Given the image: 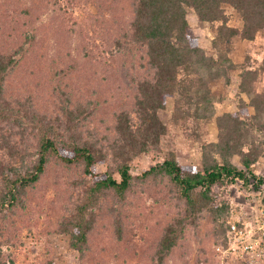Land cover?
<instances>
[{
    "label": "trees",
    "instance_id": "1",
    "mask_svg": "<svg viewBox=\"0 0 264 264\" xmlns=\"http://www.w3.org/2000/svg\"><path fill=\"white\" fill-rule=\"evenodd\" d=\"M123 4L133 10L125 26L116 16ZM229 9L240 28L228 25ZM188 14L214 30L212 54L198 45ZM44 15L50 16L47 23ZM74 27H80V33L71 43ZM96 39L101 46L95 45ZM50 40L67 57L65 64L47 73L56 81L59 111L54 118L4 95L16 80L27 84L36 74L44 79L45 65L24 60L29 55L24 43L38 41L39 47L49 49ZM259 40L264 41V0H0V133L8 131L0 139L10 149L0 155V246L3 241L16 246L18 232L9 237L12 231L3 220L25 208L28 191L40 184L53 162L65 170L64 177H72L76 192L75 200L61 209L68 215L54 227L55 233L68 237L70 264H101L94 259L91 238L98 239L103 206L114 207L115 214L106 212L107 245L116 248L129 242L133 249L139 247L126 237H135L137 231L130 227L127 212L155 211L158 231L148 237L149 264H176L195 238L203 254V237L226 247L231 205L221 191L236 187L245 194L249 179L256 187L263 183L255 166L264 155V141L258 137L262 132L264 138V96L260 99L254 88L260 76L256 69L241 67L237 72L238 95L252 101V115L242 99L235 111L218 112L215 104L222 98L213 87L232 83L230 76L238 67L228 54L237 52L238 42ZM73 50L85 60V71L75 79L77 90L62 82L66 71H74L68 63ZM59 59L62 63L65 58ZM168 99L174 123L180 120L181 126H188L199 145V169L177 160L158 114ZM209 124H214L216 136L205 143L201 129ZM25 143L24 150L15 148ZM146 157L150 164L141 166ZM102 165L105 171L99 172ZM121 254L117 250L116 255ZM104 260L106 264V256ZM0 264H6L1 248Z\"/></svg>",
    "mask_w": 264,
    "mask_h": 264
},
{
    "label": "rangeland",
    "instance_id": "2",
    "mask_svg": "<svg viewBox=\"0 0 264 264\" xmlns=\"http://www.w3.org/2000/svg\"><path fill=\"white\" fill-rule=\"evenodd\" d=\"M125 2H128V0H125ZM89 9L91 14H95V10L92 5H89ZM226 13L228 15V25L233 28H240V20L236 14H234L230 9L228 11L226 10ZM48 14L50 15V12ZM49 15H44L42 17L43 22L47 23L49 21ZM75 15L76 14H73L72 18ZM116 16L120 25L125 26L131 21L133 10L123 4ZM187 18L193 28V33L197 37L198 45L209 54H212L215 51L211 48V39L215 34L214 30L210 29L205 24L199 23L191 14H188ZM71 20L72 19L69 16V23ZM79 28L80 27H74V30L71 31H76ZM79 33L80 31L72 32V36H70L68 40L72 43L78 38L77 35H79ZM88 33L90 36L92 35V31L89 30ZM63 38L67 39V36ZM22 41H24V39H22ZM95 41L96 46H101L102 41H99L98 39ZM38 43V41H34L32 44L24 43L25 48H28L29 50V55L26 54L24 60L28 62V64L34 60L41 66L45 65L46 70L43 72L44 79L41 80V76L38 78L40 74H36V76H31L33 77V80L30 78V81L27 84L25 83L21 85V82L16 80V84L11 88L9 87L6 89L4 95L9 101L23 102L25 103V107H33L36 111L45 113L47 116L54 118L55 114L59 111V101L57 100L54 89L56 81H50L47 73L51 67L56 70L57 67H60L59 64H65L67 62V57L64 55L65 53H58L57 45H55L52 41L50 42L49 49L39 47L40 44ZM71 55L73 61L71 60L68 63L74 66V71L73 69L66 71V79L63 78L64 81L62 82L68 85L70 84L73 90H77V84L79 83H77L76 80L79 78L78 75H81L85 71V60L78 55L77 50H73ZM59 57L65 58L62 63L60 62ZM228 57L232 59L234 65H236L238 69L235 68L236 72L230 76L232 77V83L230 85L225 86L219 82L213 87V90L218 93L217 96L222 98L220 103L215 104L216 109L218 112L235 111L236 104H238L239 100L242 99L247 107V113L252 115L253 107L250 106L252 101H247L245 96L240 97V94L238 95L239 79H237V72L240 73L239 69H241V67L247 68L248 70L256 69L259 71L260 76L255 82L254 88L255 91L259 93L258 97L261 99L264 96V41H239L237 52L229 53ZM140 63L141 62L137 60L136 65H139ZM49 64H51V66H49ZM127 100H129V98ZM172 113V100L168 99L167 108L159 111L158 114L161 121L168 128V136L170 138L169 141L171 146L177 150V160L182 165H194L197 169H199V145L194 142L195 140H193L188 126H181L182 121L180 120L178 123H174ZM131 117L135 118V115L132 113ZM201 130L204 132L202 138L205 143L215 140L216 130L214 124L204 126ZM6 132L8 131L3 130L0 133L1 135H4L3 138L6 137ZM258 137L259 141H264L262 132H258ZM9 140H12V138L7 139L6 141L9 143ZM5 145H2V141L0 139V148L2 149L0 151V155H3L1 154L3 150L10 151V149H8L9 145ZM25 147L26 143L15 148L24 150ZM262 149L264 153V143L262 145ZM4 156L6 157V155ZM142 161L143 163H141V166L150 164V160L147 157L142 158ZM234 164L237 165L236 159H234ZM255 170L259 177L264 179V155L259 158L255 166ZM98 171H105L104 165L100 166ZM133 172L135 173V171ZM65 174V170L56 166L55 163L49 162L40 184L36 188L28 191L26 200H24L25 208L19 209V212L15 211V214H11L8 220L7 218L3 220L4 224L7 226V231H12V233L10 232L9 237H11V234L15 235V232H18L14 242L16 246H12L5 241H3L0 246L1 251L6 256V264H8L10 259L14 261V264H44L46 260L50 259H55L54 264L71 263L68 258V237L54 232L56 223L68 215L62 211L63 205L74 201L76 198L74 196L76 192L74 193L72 190L71 180L73 179L72 177H64ZM221 192L224 193L221 196L223 201L226 200L230 202L231 208L239 207V205L244 206L242 204V197L240 198V196H238L240 192L237 189L232 188L231 190L228 189ZM102 208L103 217L101 218L99 215V223L97 227L98 235L96 237H98V239L96 240L94 237L91 238V249L96 251L94 255L96 263L98 262L103 264L106 261L104 260L106 256V264H149L147 256H150L148 251H150L152 240H148V237L151 233H154V230L158 231L154 224L156 217L158 216L155 215V211L147 208L144 214L138 215L139 212L136 213L135 209H132L126 213L128 221L131 223L130 227L137 229L134 235L135 237H131L129 234H126V237L128 240L132 239L134 244L136 242L139 247H134L133 249L131 242H129L127 246H118V249L114 244L110 246L107 245L110 241V236L108 232L109 222L106 212L110 210L111 214H115L113 212L114 207L109 206L108 208L107 206H103ZM128 227L129 226H127V229ZM124 232L128 233V230H125ZM205 233L206 232L203 230L201 236H204ZM203 239L206 243L203 241L202 249L206 251V254H203L200 250L201 245L197 243V238L191 239V241L187 243L189 252L186 250V257L181 261L176 260L175 263L240 264L238 262L234 263V260L225 258L226 255L217 252L216 246L213 245L211 241H207L204 237ZM102 245L107 246L99 249ZM109 250L111 251L108 253ZM117 250L121 251V257L116 255ZM123 251H126V253H123ZM116 258L118 261H115ZM197 259H199L200 263H196ZM205 260H207V262H205ZM150 263H152V261ZM169 264L174 263L173 261H170Z\"/></svg>",
    "mask_w": 264,
    "mask_h": 264
},
{
    "label": "built area",
    "instance_id": "3",
    "mask_svg": "<svg viewBox=\"0 0 264 264\" xmlns=\"http://www.w3.org/2000/svg\"><path fill=\"white\" fill-rule=\"evenodd\" d=\"M248 187L249 193L238 194L244 206L231 208L225 222L227 245L216 246V251L234 263L264 264V179L258 187L249 179Z\"/></svg>",
    "mask_w": 264,
    "mask_h": 264
}]
</instances>
